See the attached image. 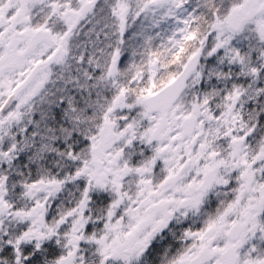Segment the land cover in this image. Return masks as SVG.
<instances>
[{"label": "snow or ice", "instance_id": "obj_1", "mask_svg": "<svg viewBox=\"0 0 264 264\" xmlns=\"http://www.w3.org/2000/svg\"><path fill=\"white\" fill-rule=\"evenodd\" d=\"M0 264H264V0H0Z\"/></svg>", "mask_w": 264, "mask_h": 264}]
</instances>
